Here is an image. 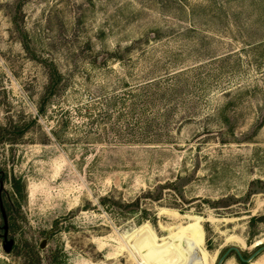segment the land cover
I'll return each instance as SVG.
<instances>
[{"label": "rangeland", "instance_id": "374dc122", "mask_svg": "<svg viewBox=\"0 0 264 264\" xmlns=\"http://www.w3.org/2000/svg\"><path fill=\"white\" fill-rule=\"evenodd\" d=\"M194 235L264 264V0H0V264Z\"/></svg>", "mask_w": 264, "mask_h": 264}, {"label": "bare ground", "instance_id": "6f19581e", "mask_svg": "<svg viewBox=\"0 0 264 264\" xmlns=\"http://www.w3.org/2000/svg\"><path fill=\"white\" fill-rule=\"evenodd\" d=\"M193 227L194 226L191 223V224H189L187 226H184V227L177 226V229H179V232L181 231L184 234V232L186 230H193ZM169 232L172 233V231H169ZM145 239L146 238L141 239L139 244H143V241ZM186 240L188 242L183 244L184 247L182 248L180 256L179 257H177V256L174 257L173 256V259L169 260V261L167 260L166 264H190L189 263L190 260L193 261L194 264H208L207 260H206V254L204 252H202V251L198 252V250H197V252H195L196 248L198 249V247H200V243H199L198 237L196 235H194V236L191 237V239L190 238H188V239L186 238ZM200 242H201V240H200ZM156 246L159 247V249L157 251V253L159 255H156V256H159V257L165 256L170 251V248H169L168 245H166V242L159 243Z\"/></svg>", "mask_w": 264, "mask_h": 264}, {"label": "water", "instance_id": "95a60500", "mask_svg": "<svg viewBox=\"0 0 264 264\" xmlns=\"http://www.w3.org/2000/svg\"><path fill=\"white\" fill-rule=\"evenodd\" d=\"M7 235H8V225H7V221L5 218V226H4V242H5V244H4V249L6 252L9 253L12 249L13 241L11 239H8Z\"/></svg>", "mask_w": 264, "mask_h": 264}]
</instances>
